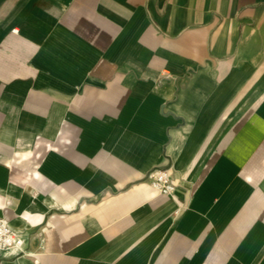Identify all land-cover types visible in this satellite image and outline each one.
<instances>
[{"label": "crops", "instance_id": "1", "mask_svg": "<svg viewBox=\"0 0 264 264\" xmlns=\"http://www.w3.org/2000/svg\"><path fill=\"white\" fill-rule=\"evenodd\" d=\"M0 218V264H264V0H0Z\"/></svg>", "mask_w": 264, "mask_h": 264}, {"label": "built area", "instance_id": "2", "mask_svg": "<svg viewBox=\"0 0 264 264\" xmlns=\"http://www.w3.org/2000/svg\"><path fill=\"white\" fill-rule=\"evenodd\" d=\"M149 186L161 195L170 196L175 192V182L167 169H159L149 176ZM25 243L24 233L12 228L9 222L0 218V253H22Z\"/></svg>", "mask_w": 264, "mask_h": 264}]
</instances>
